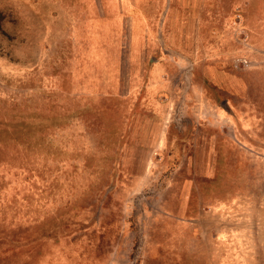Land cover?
<instances>
[{"label":"rangeland","instance_id":"374dc122","mask_svg":"<svg viewBox=\"0 0 264 264\" xmlns=\"http://www.w3.org/2000/svg\"><path fill=\"white\" fill-rule=\"evenodd\" d=\"M0 264H264V0H0Z\"/></svg>","mask_w":264,"mask_h":264}]
</instances>
